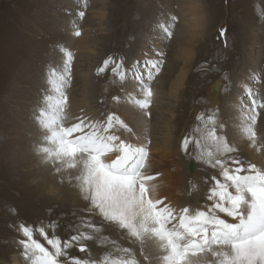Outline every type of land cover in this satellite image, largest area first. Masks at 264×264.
<instances>
[{"label":"rangeland","instance_id":"374dc122","mask_svg":"<svg viewBox=\"0 0 264 264\" xmlns=\"http://www.w3.org/2000/svg\"><path fill=\"white\" fill-rule=\"evenodd\" d=\"M197 2L199 11L189 8L188 0H0V264H14L15 255L21 263L30 264L20 244L25 239L20 224L34 230L45 227L49 237L56 235L63 241L80 232L92 234L93 230L86 227L89 223L100 229L98 238L82 241L87 252H80L79 245H74L67 250L70 257L102 264L106 256L125 255L117 249L128 248L141 264L142 253L150 254L153 264H163L157 259L163 252L148 246L142 249L139 241L126 239L114 224L103 221L105 225L102 222L99 227L95 223L98 213L89 210L90 202L84 199L75 169L63 167L57 172L59 164L44 163L37 153L40 156L37 161H42L39 177L51 180L52 192L48 194L43 192V186L37 189L29 183L32 180L29 172L35 162L31 157L38 146L32 130L36 134L40 130L35 117L44 97L54 94L48 84V73L52 68L63 69L66 57L61 48H64L74 57L65 127L73 119L77 101L84 99L83 84L88 79L93 119L102 123L114 112L132 127L135 119L143 115L148 123L145 129L148 141L152 136L165 135L172 118L173 123L180 122L179 126H183L180 134L185 131L183 135L189 137V132L194 139L199 138L196 129L201 126L198 119L201 113L215 112L218 122L225 125L223 133L231 131L235 109L242 112L252 107L246 88L264 102V0ZM81 11L83 17L79 16ZM161 25L169 28L170 37ZM145 26L160 35L158 47H149L148 53L139 48ZM77 30L81 35H75ZM221 30H226L224 35ZM90 54L94 56L89 57ZM109 57L123 59L126 66L135 60L141 70L149 61L162 60L160 72L148 82L155 93L150 108L140 109L130 102L132 97L142 98L134 79V89L123 92L132 79L131 72L123 83L113 76L110 68L98 74L97 69ZM215 82H220L221 87L213 104L207 91ZM116 96L119 101L113 99ZM259 113L257 154L237 155L264 168V109H259ZM246 142L249 141L242 137L234 144ZM182 153L185 158L175 156L174 167L166 169L168 185L162 196L172 200V203L166 200L170 206L206 209L211 205L207 199L209 178L217 170L195 159L192 143L189 151ZM189 165L194 169L190 170ZM205 166L209 169H204ZM55 175L58 180L51 178ZM41 192L43 204L39 205L36 195ZM77 192L79 207L75 206ZM53 196L54 201H48ZM53 224L54 229L48 227ZM34 235L51 250L38 232ZM151 243L147 241L146 245Z\"/></svg>","mask_w":264,"mask_h":264},{"label":"snow or ice","instance_id":"6c2138e0","mask_svg":"<svg viewBox=\"0 0 264 264\" xmlns=\"http://www.w3.org/2000/svg\"><path fill=\"white\" fill-rule=\"evenodd\" d=\"M83 17L84 12H79ZM166 36L172 35L168 27L161 25ZM226 30H221L224 35ZM75 35H81L77 30ZM66 59L63 69L49 70L48 84L54 94L44 97L38 109L36 121L44 133L43 142L36 151L44 163L59 164L70 169L80 165V190L84 199L90 202V211L97 212L104 221L114 224L145 246L163 252L157 257L163 264H264V168L238 157L239 149L229 142L223 133L224 123L218 122L215 112L201 113V126L196 129L199 138L185 137L182 149L187 153L193 144L195 159L217 170L211 176L207 199L211 205L206 209L182 207L176 209L166 203L167 198H153L154 188L148 181L154 179L146 173L149 166L147 144L137 145L118 133H127L137 138L135 131L116 113H110L101 123L78 117L77 122L65 127L68 107L67 89L71 85V51L61 48ZM161 56L163 53L160 54ZM162 60L149 61L144 70L137 63L126 66L123 59L107 58L98 74L109 70L121 83L129 78L138 85L142 98L132 97L130 102L148 109L155 93L149 81L161 70ZM146 72V78H145ZM252 107L241 112V135L251 146L257 144L256 124L259 109L264 102L257 100L252 90L246 88ZM119 101L120 97H113ZM145 115L150 116V112ZM218 129L220 130L218 132ZM114 154V158H108ZM209 183V181H205ZM196 186L193 185V188ZM230 218V219H229ZM49 228L55 225H49ZM92 234L80 232L67 240L52 235L45 227L33 229L19 225L25 239L20 241L24 256L30 264H93L68 255L69 249L79 245L80 252H87L82 241L98 238L100 229L92 223L86 224ZM46 241V247L34 233ZM151 241L150 245H146ZM117 251L125 255L118 258L106 256L102 264H141L131 249ZM143 264H153L150 254H143ZM64 257V260H61ZM211 258V259H210Z\"/></svg>","mask_w":264,"mask_h":264},{"label":"bare ground","instance_id":"6f19581e","mask_svg":"<svg viewBox=\"0 0 264 264\" xmlns=\"http://www.w3.org/2000/svg\"><path fill=\"white\" fill-rule=\"evenodd\" d=\"M197 3H198L197 0H188L189 8H192V10H194V11H196V9L199 7L197 5ZM201 20H203V19H201ZM143 31L144 32H142L140 39H139L141 41V43H139V48L140 47L143 48L146 51V53H148L149 51H151L150 49H148L149 47H154V48L158 47L160 35L157 33V30L156 31L150 30L153 33L149 35L150 31L147 28V26L143 27ZM151 36H153V37H151ZM154 36L157 38H154ZM133 54H130V55H133ZM93 56H94V54L89 55V57H93ZM134 62H135V60H132L130 65H132ZM250 75L251 74H249L247 77H250ZM248 82L249 81H247V83ZM89 85L90 84H89V81L87 79L86 82L83 84V91H84L83 98L84 99H80L77 101L78 104H76V107L74 108L73 119H72V121H70V124L68 125V127L71 126L73 123L77 122L78 117H86L89 120L96 121L93 119V116H92L93 111L91 109V106L89 105V96L87 94L88 89L91 88V87H89ZM135 85H136V83L133 81V79H129L126 87L124 86L125 89L123 92L125 94L131 92L134 89ZM253 85L258 86V87L260 86L258 84L255 85V83H253ZM220 87H221L220 82H215L213 85H211L209 87V89L207 91V95L211 100H213V104H216V102H217V96H218V93L220 91ZM253 90L258 91L259 88H254ZM253 96L255 97V94ZM246 105L248 107L252 106V105L249 106L248 103ZM246 110L247 109L245 108V111ZM235 112H236V117L232 120L235 123V125L233 126L231 131H225L224 132V134H226L228 136L229 142L232 144H234V141L239 140L243 137L241 135V131H240L241 112H239V110H237V109H235ZM144 117L145 116H143V115H141L140 118L137 117L136 118L137 120L135 119V121H136L135 125H131L133 130L135 131L138 139L128 136L127 133L121 132L120 134L123 137H127L130 140V142H132L134 144H137V145L146 144L148 140L145 136V129H147L148 123L144 120ZM131 122H134V121L131 120ZM64 123H68V122L65 121ZM179 124H180V122L173 123V118H172V124L168 123L166 125V128L168 129L167 133L165 135L154 136V137L152 136L150 139L151 140L150 144H147L150 155H149V166L146 169V173L148 175H151L154 177L153 180L148 181L147 183H148V186L150 188H154V191H153V198L154 199L167 198V197L162 196L164 191H165L166 186L168 185V182L166 180L169 178V175L165 176L166 169L174 167V165H175L174 157L175 156H180L182 159L185 158V155H183V153H182V150H183L182 149V141L186 137V135H183L186 132L184 131L180 134V131H182L183 126H179ZM32 131L36 135V137L34 138L35 143L40 145L43 142L44 133L41 130H39V131L37 130L38 131L37 134H36V131H34V130H32ZM187 134L189 135V137H192V135L189 132H187ZM233 136L235 137V140H234ZM246 143H247L246 145L244 143L242 145L234 144V146H236L239 149L238 153L243 155L245 152H250V154H252L253 156H254V154H257V151H256L257 147L251 146L250 142H246ZM35 148H37V145L35 146ZM35 151H36V149H35ZM31 158L35 162H34V164L31 165L32 170L29 172V175H30L29 177L32 180L29 181V183L31 185H34L37 189H39V187L42 189V186H43V189H42L43 192H47L48 194L51 193L52 189L49 186L51 180H43L39 177L40 164H41L40 162H42V161H39V162L37 161V159L40 158V156L37 155V151H36V154L35 153L32 154ZM108 158L109 159L114 158V154H110V156ZM259 163H261V162H259ZM192 166L189 167L190 170L194 169V166L193 167ZM203 168L209 169L206 166ZM80 173H81V168H80V165H78L77 168H75V175H80ZM51 178L58 180V177L56 175L51 176ZM41 194H42V192L37 193V195H36L37 199H38L37 200L38 202L37 201L36 202H37V204L40 203L39 205L43 204L42 197H44V195L42 196ZM51 195H55V194L53 193ZM33 196H35V194ZM79 197H80V194H79V192H77L75 197H74V198H76V200H75V206L76 207H79V205H78L79 199H77ZM166 200H168V198ZM48 201H54V196ZM48 201H46V202H48ZM168 201H171V203H172V200H168ZM171 206L176 208V209L182 208V207L176 206L174 204H171ZM33 209H34V207H33ZM30 210H31V208H30ZM95 218H96L95 223H97V225L99 227H101L102 222L104 221L103 218L99 214L95 215ZM104 222H106V221H104ZM107 224H108V222H107ZM104 225H105V223H104ZM110 226H112V225H110ZM110 226H109V228H110ZM115 229H116V226H115ZM116 230H118V229H116ZM120 230L122 231L123 236L126 239H128L132 242L135 240V238L131 237L128 234L127 230H123V229H120ZM13 263L14 264H23L18 260V257L16 255L14 256Z\"/></svg>","mask_w":264,"mask_h":264}]
</instances>
